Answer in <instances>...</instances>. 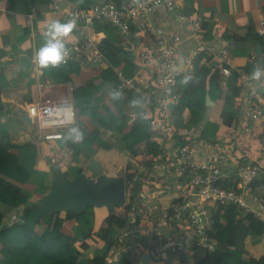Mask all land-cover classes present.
<instances>
[{
    "label": "crops",
    "instance_id": "1",
    "mask_svg": "<svg viewBox=\"0 0 264 264\" xmlns=\"http://www.w3.org/2000/svg\"><path fill=\"white\" fill-rule=\"evenodd\" d=\"M115 1L116 0H51L48 6H44L40 9L38 8L37 0H13L14 6L12 9L9 7L10 5L7 0L0 2V72L4 71L9 79H13L15 75L22 73L18 69L19 57L26 56L31 59L32 63L29 73L33 84L30 87L23 84L16 87L3 88L0 92L1 101L15 113L19 120V109L25 108L26 105L39 98V93L36 87L37 78L35 71L41 68L35 64L33 54L36 49L44 43V32L47 25L53 20L69 22L70 20L63 18V14L68 11L85 10L96 4L106 2L114 3ZM117 1L119 5L118 7H121L123 1ZM177 14H183L187 17L200 16L207 19L208 23L205 27L203 36L205 40L216 49H219L225 43H228L229 58L227 60L220 61L218 57L213 55H209V60L206 58L200 60L199 66L203 67V72L200 76L201 84L205 85L208 83L213 72L221 68H229L237 77H240L249 74V65H252L254 68L264 67L263 48H261L260 56L255 55L256 45H259L257 43H255L253 49L249 48L246 52L242 50L245 54L243 56L234 57L230 53V49L234 46L232 37L251 39L252 36H258L264 42V36L259 35L261 30L264 31V0H176V12L174 14L168 13L162 7L154 9L149 17L151 26L157 33L173 31L181 38L182 43L179 48L178 60H182L183 64V62H185V60L194 52L195 42L190 38L187 25L184 21H181L176 17ZM73 23L75 24L73 32L64 41L67 48L74 42L82 41L92 43L94 47H97L102 40L105 39V34L102 32H95L93 26L84 27L76 22ZM25 32H27L26 40L18 44V38ZM147 44V40L141 43L135 38H129L127 40H119L117 46L123 49H128L131 52L133 59V48H136L139 51ZM84 52L85 53L81 58H72L67 67L59 68V66H56L42 70H48L46 77L52 81L66 80L71 83L70 85L75 91L74 97L77 96L84 106L82 112L87 108L82 97L84 84L93 77L101 78V80L105 82L104 94L108 95L106 103L111 108L108 98H110L112 94L115 95L112 75H114L113 73L115 72V69L122 70L124 62H120L114 55L106 53L105 63L94 64L92 57L88 54L89 51L86 50ZM251 55H254L256 58L251 60ZM112 60L114 61V64L111 63ZM219 77V86L221 87L222 92L221 99L213 102L210 93L206 94V117L197 127L192 128L191 131H189L174 126V132L170 136L160 138L155 136L148 127L138 126L137 129L133 131L132 135L125 140V151L122 153L124 154L123 159L127 160L126 163H120L121 165L117 167H114L115 164H113V167H106V163L111 165L113 155L110 158L107 157L108 155L100 156L104 159L102 160V164H104L105 167L104 174L108 177H120L118 176L119 173L125 169V166L128 163L131 166V172L136 171V173L139 174V177H136L139 183V188L131 190L136 191L135 193L138 197L139 195H145L149 188L158 189V196L152 199L149 205H158L163 209L168 208L173 203H179L184 199L189 179L184 176H175L169 170L152 171L150 166L153 158L168 156L174 149H177L184 144L193 149L192 159L194 161H214L219 166L223 174L221 183L230 178L236 179V167L239 162L251 163L257 166L262 172L260 180L264 179V143L261 142L260 139L261 127L259 123H255L252 125L253 127L249 133L243 135L240 132V125L238 122L236 120L232 122V116H223V97L229 90L225 86V82L221 76ZM236 79L238 80V78ZM150 85L151 83L142 85V87L145 86L148 88ZM251 86L256 87L260 94H264V86L260 84L258 80L251 82ZM54 90L58 96H61L62 94L64 95L63 84L55 85ZM197 91V85L193 82H189L185 87V92L181 96L180 107L175 111V115L178 116L183 123L188 122L190 118L188 106L192 102ZM213 95L216 96V92H214ZM116 97L122 100L127 98L120 96ZM135 110L128 108V115L130 116L135 113ZM81 121L85 124L81 126V129L84 128L85 130V128H88L89 130H92L94 125L89 120H84V116H82ZM130 123L134 125L131 121ZM136 123L138 122H135V124ZM207 123H213L218 126L215 136L208 139L202 136L205 130H209L206 127ZM26 128L30 131L31 126ZM109 136L110 134L106 133L105 137L108 138ZM34 137L35 134L33 136V142ZM147 140L159 143V147L162 150L161 155H158V157H152L151 163H148L147 159H144L143 157H131L133 149L142 148ZM37 148L39 152L37 169L45 171L50 175L51 165L44 156V147L38 145ZM116 155L122 157L118 154ZM115 162L118 163L117 161ZM145 176H149L151 180L153 179V182H147V184H145ZM49 182L53 185V179H49ZM51 189H49V191ZM128 191L126 192L127 194L129 193ZM246 198L251 206H254L253 200L263 201L264 182H258V185L254 188L249 187L248 191H246ZM39 199H41L40 196H33L32 200H30V205L35 204ZM207 207L211 208L213 206ZM20 212L21 208L18 206L16 196L7 191L1 193L0 229H6L8 224H13L10 221L11 216L18 215ZM94 214V231L96 232L104 227V220L110 214L103 208H100L99 212L94 208ZM149 215L151 214L145 210L136 211V213H134V217L136 216V220L137 217L139 218L138 223H140L142 227V234L141 236H138L141 239L140 243L137 242L138 251L143 255L142 257H150L149 262H146V264H198L199 261L202 260L205 255L202 251H196L193 254L186 255L187 260L185 263H181L179 258L180 254H173L174 252H163L159 257H155L152 253V246L155 242L151 244V241L153 238H155L156 241L157 236H155L154 231L149 228H147V230L145 229L149 222ZM152 215L157 217V214L155 213H152ZM114 216L119 219H125L128 224H130V222L132 223L134 220L129 212H125L124 217H119V215ZM151 223L153 222L150 221V224ZM71 225L72 224H65L63 232L68 234ZM157 230L163 240L176 241L177 233H175L173 228L165 225H157ZM234 237L240 241L236 250L242 255L244 261L252 264L264 263V242L262 239H259L255 243L254 240L246 239L241 232H236ZM147 241H149L148 244ZM88 244L91 246L90 250L94 247L101 248L103 246L102 243H95L93 240H89ZM126 256L128 257V254L121 249H113L108 264H118V262H120L121 259L124 260Z\"/></svg>",
    "mask_w": 264,
    "mask_h": 264
},
{
    "label": "built area",
    "instance_id": "2",
    "mask_svg": "<svg viewBox=\"0 0 264 264\" xmlns=\"http://www.w3.org/2000/svg\"><path fill=\"white\" fill-rule=\"evenodd\" d=\"M158 7L174 14L176 0H123L121 7L106 2L85 10L68 11L63 14V18L84 27H92L94 23L108 24L120 40L135 38L141 43L148 41V44L139 51L133 48L132 76L126 77L121 70H114V76L119 83L115 95L133 98L136 112L130 115L132 123L145 121L155 136L166 138L174 132L172 109L178 105L181 98L177 80L192 76L193 64L199 55L211 54L220 61H225L229 58V53L228 43L216 49L205 40L203 34L207 19L177 14L176 17L185 22L190 38L195 42L194 52L180 65L178 56L181 38L173 31L157 33L150 24L149 17ZM259 35L264 36V31L261 30ZM67 49L68 56L59 67L68 66L72 58H81L86 50L89 51L88 54L94 64L106 62L105 57L92 43L74 42ZM250 57L251 60L255 59L254 55ZM231 73V69L223 68L220 76L226 79ZM251 74L240 76L237 80L239 94L236 106L239 115L236 121L243 135L249 133L253 124L259 123L260 139L264 143V94H260L256 87L251 86V82L255 80ZM35 75L39 98L22 108L23 113L30 119L31 127L36 128L34 143L44 147V156L50 165H58L62 169L67 163L68 156L72 154L71 149L74 150L73 144L70 143L74 133L71 129L81 128L78 126L73 104L75 91L71 83H63L64 95L58 96L54 90L58 84L45 79L42 69H37ZM258 81L264 86V77ZM149 83L150 87H142ZM63 140L64 146L60 147L58 143ZM192 154L193 149L190 146L182 145L168 156L153 158L150 166L152 171L169 170L175 176L189 179L185 197L181 202L173 203L164 209L158 205H149L150 201L158 196L159 190L154 188H149L145 195L137 197L136 194L133 200L126 197L124 207L131 206L129 213L134 220L128 228L120 229L118 248L128 254L131 264H141L144 258L138 251L137 239L142 234V227L140 223H134L136 211L145 210L151 214L145 229L149 228L157 236L156 241L153 238L152 243L150 242L151 244L155 242L152 246L155 257H159L163 252L188 255L196 251L204 253L212 251L214 242L207 236L206 230L210 223L206 218L205 206L233 207L242 216L253 217L261 225V239L264 242V203L253 200L254 206H251L246 198V191L250 185L260 179L261 170L251 163L239 162L236 167L238 177L236 188L225 190L220 185L223 174L219 166L214 161H194ZM144 178L145 184L153 182L149 176ZM152 213L157 214V217ZM10 221L18 222L17 216L12 215ZM150 221L155 226L153 223L150 224ZM157 225L173 228L177 233L176 241L163 240Z\"/></svg>",
    "mask_w": 264,
    "mask_h": 264
},
{
    "label": "trees",
    "instance_id": "3",
    "mask_svg": "<svg viewBox=\"0 0 264 264\" xmlns=\"http://www.w3.org/2000/svg\"><path fill=\"white\" fill-rule=\"evenodd\" d=\"M2 1L4 0H0V2ZM7 1L12 9L14 6L13 0ZM37 2L40 9L48 6L51 0H37ZM117 2L116 0L114 3L119 6ZM93 27L95 32L105 34V39L97 46L99 52L104 57H106V53L114 55L118 61L124 62L122 73L126 77L132 76L134 72L132 54L128 49L117 46L120 39L116 36L114 29L108 24L101 23H94ZM26 38L27 32L18 38V44L24 42ZM232 40L234 46L230 49V53L234 57L245 55L242 50L246 52L249 48L253 49L255 43L259 44L264 52V42L258 36H252L251 39L232 37ZM209 55L211 54L203 53L196 58L190 78L181 77L177 80L181 96L189 82L195 83L198 87L197 93L188 106L190 113L188 122L183 123L175 115V111L180 107V101L172 109L175 126L179 129L183 128L191 131L192 128L197 127L205 119L207 113L205 97L207 93H210L213 102L221 99L222 92L219 86V76L223 68L214 71L205 85L200 83L203 67L199 66V63L203 58L209 60ZM111 63L114 64V61L112 60ZM253 69L254 67L249 65L248 73H252ZM45 71V79L53 84L68 82L66 80L52 81L46 77L48 70ZM30 76L29 72H22L15 75L13 79H9L6 73L1 71L0 92L3 88L16 87L23 84L30 87L33 84ZM112 76L114 91H117L119 83L116 77ZM236 78L238 77L232 71L229 78L223 79L229 91H226L227 93L223 97L222 114L223 116H232V122L239 115L236 106V98L239 94ZM104 88L105 82L99 77H93L84 84L82 97L87 108L92 109L95 113L93 118L88 119L94 126L89 133H86L84 128L78 129L79 139L76 138L77 133L75 132L70 138V143L73 144L74 150L71 149L72 154L68 158L67 163L62 166L63 173L69 180L78 174L84 173L89 161L92 159L99 162L98 159L102 155H108L107 157L110 158L112 157V152L116 150L124 153L125 140L132 135L133 131L138 126L148 127L145 121L134 123V125L130 123L127 109L132 108L135 110L132 97L128 96L125 100H122L112 94L108 98L110 108L106 103L108 95L104 94ZM214 92H216V96L213 95ZM73 104L76 110L78 126L81 127L84 124L81 121V117L84 114L82 112L84 106L77 96L74 97ZM206 127L209 130H205L202 136L207 139L214 137L218 126L213 123H207ZM101 130L104 132H101ZM35 133L36 128L32 127L28 131L15 113L0 98V195L5 191L12 193L16 196L18 206L21 208L20 214L16 215L18 222L8 224L6 229H0V264H108L113 249L118 248L120 244V230L118 228L126 229L131 225V222L128 224L125 219L109 215L104 220V227L95 232L94 208H88L80 214L60 212L39 219H35L33 212L29 211L26 215V223L20 224L19 218L22 210L30 205V200H32L33 196L42 197L52 188V183L49 182V173L37 169L39 152L38 145L33 142ZM106 133L110 134L108 138H111V142L106 140ZM58 144L63 147L64 140ZM101 153L103 154L101 155ZM161 154L162 150L159 147V143L147 140L142 148L133 149L131 157H143L147 159L148 163H151L152 157H158ZM120 158L119 163L127 162L123 157ZM100 159L101 162L104 160L101 157ZM101 168L103 171L105 170L102 165ZM131 170V166L127 163L122 171L125 173V190L127 187L128 190L130 189L128 194L125 193L128 199L133 200L136 195L134 190L139 188V183L136 178V171L131 172ZM118 176H121V172ZM258 182L263 183L264 179L253 182L250 187H256ZM237 183L238 177L220 182V185L225 190H232L236 188ZM131 189L134 190L132 191ZM262 202L264 203V199ZM41 203V199L36 202L39 205ZM99 209L97 208L98 212ZM204 209L206 210V218L210 223L209 228L206 230L207 236L213 240L214 244L212 245V251L205 252L204 257L198 264H252L244 261L242 255L236 250L240 241L234 235L236 232H241L246 239L254 240L256 243L259 239L261 240L260 223L253 217L242 216L233 207L221 208L218 205H214L211 208L205 206ZM124 210L130 212L131 206L124 207ZM138 221L139 218L137 217L134 223ZM65 224H72L68 234L63 232ZM89 240H93L95 243H102L103 246L101 248L94 247L90 250ZM137 242H141L140 237H138ZM179 258L181 263H185L187 260L184 254H180ZM118 264H131V261L126 256Z\"/></svg>",
    "mask_w": 264,
    "mask_h": 264
},
{
    "label": "water",
    "instance_id": "4",
    "mask_svg": "<svg viewBox=\"0 0 264 264\" xmlns=\"http://www.w3.org/2000/svg\"><path fill=\"white\" fill-rule=\"evenodd\" d=\"M256 56L261 55V46L256 45ZM180 65L182 60L179 61ZM20 72H29L31 59L26 56L18 58ZM19 118L26 127L31 126V121L19 109ZM87 172L73 177H65L63 170L58 165L50 166L53 187L41 197V205L32 204L24 207L20 215V224L26 223V215L32 211L35 219L60 212H73L80 214L88 208H105L112 215L115 208L123 207L126 201L125 179L122 177H108L104 174L98 161L92 159L87 165ZM87 174L91 175L88 178ZM147 256L141 264L149 262Z\"/></svg>",
    "mask_w": 264,
    "mask_h": 264
},
{
    "label": "clouds",
    "instance_id": "5",
    "mask_svg": "<svg viewBox=\"0 0 264 264\" xmlns=\"http://www.w3.org/2000/svg\"><path fill=\"white\" fill-rule=\"evenodd\" d=\"M74 27L75 24L71 21H51L44 32V43L33 54L35 64L41 69L62 64L68 56V49L64 41L71 35ZM251 75L253 79L260 80L264 77V67H255ZM71 131L77 133V139L80 138V134L75 128Z\"/></svg>",
    "mask_w": 264,
    "mask_h": 264
},
{
    "label": "rangeland",
    "instance_id": "6",
    "mask_svg": "<svg viewBox=\"0 0 264 264\" xmlns=\"http://www.w3.org/2000/svg\"><path fill=\"white\" fill-rule=\"evenodd\" d=\"M94 115H95V113L92 111V109H88V108H86L85 111H84V114H83V116H84V120L87 121L89 118H93ZM31 128H32V127H31ZM85 130H86V133H89V131H90L88 128H85ZM101 132H104V131L101 130ZM106 140H107L108 142H111V138H107ZM102 154H103V153H101V155H102ZM116 154L121 155L122 157H124V154L121 153V152L118 151V150L112 152L111 155H114V157H113V159H112L111 165L108 164V163H106V167H108V166L113 167V164H115L114 167H117V166L120 165L119 160H120L121 158L118 157ZM98 160H99V162L101 163L102 167L105 168V167H104V164H102V162H101L100 157H99ZM115 161H117L118 163H116ZM125 162H126V161H125ZM86 172H87V170L85 171V173H86ZM103 172H104V171H103ZM124 175H125V173H123V171H121V176H120V177L124 178ZM87 176H88V178L91 177V175H89V174H87ZM49 179H50V180L52 179L51 174H50V176H49ZM127 191H128V187L126 188V192H127ZM126 197H127V195H126ZM127 198H128V197H127ZM123 207H124V206H123ZM123 207L115 208L114 211L112 212V214H114V215H119V217H124L126 211L124 210ZM122 208H123V209H122ZM118 229L120 230V228H118Z\"/></svg>",
    "mask_w": 264,
    "mask_h": 264
}]
</instances>
